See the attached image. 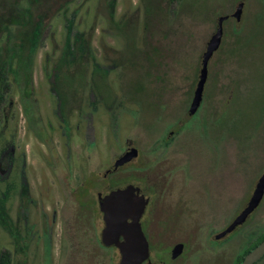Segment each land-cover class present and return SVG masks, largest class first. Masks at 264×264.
I'll return each mask as SVG.
<instances>
[{"label":"rangeland","instance_id":"1","mask_svg":"<svg viewBox=\"0 0 264 264\" xmlns=\"http://www.w3.org/2000/svg\"><path fill=\"white\" fill-rule=\"evenodd\" d=\"M69 1L64 9L46 5L38 19L42 28L32 50L30 95L22 96L25 81L18 78L14 82L11 73L3 102L4 117L0 119V156H7L11 146L16 153H23L31 193L45 194L51 185L45 186L42 180L46 178L49 183L51 175L39 149L44 154L47 150L26 130L24 100L39 99L42 117L55 121L52 100L90 96L95 107L91 118H86L87 140H92L93 130L94 141L93 152L85 154L92 157L89 168L99 173L95 174L97 178L115 161L125 141L144 152L142 162L164 158L165 164L159 170L171 177L175 186L183 184L177 193L190 206L191 221L186 227L199 220L207 225L203 231L191 228L190 255L185 264H230L233 256L231 264H235L242 249L264 231V196L247 220L219 244L213 239L222 237L211 230L232 221L243 209L264 171V0H161L151 5L145 0H111L113 5L100 0ZM239 4L240 20L230 17L224 21L221 50L209 61L201 108L188 118L186 108L217 18L231 16ZM156 44L161 45V57L154 52L155 64L151 65L146 55L152 56ZM134 53L138 56L132 61ZM10 54L13 56L16 51L11 50ZM65 54L68 64L61 66V56ZM10 67L15 68L11 63ZM99 98L103 100L97 102ZM219 110L222 130L216 118ZM182 115L186 121L178 129L181 132L176 141L168 149L153 150L155 139L163 137L175 118ZM76 122L74 112L69 123L74 126ZM178 124L175 122L170 129H176ZM51 134L60 158L66 160L69 151L68 157H74L73 161L79 164L73 167L71 176L67 170H59L61 188L51 186L50 193L67 195L70 187L81 186L84 167L79 155L83 153V142L78 133H73L75 137L65 141L66 146L57 132ZM134 162L133 165L138 164ZM167 166L173 171L171 175ZM151 170H158L153 163L148 170L124 176L126 181L148 183L146 180L155 177ZM117 176L123 177L121 173ZM91 182L90 179L86 184ZM6 183L0 180V251L8 245L6 223L11 192ZM108 187L109 184L97 182L90 195L95 197L97 190L104 192ZM95 219L94 213L80 217L77 227L92 228L90 236L97 239L96 230L100 231L102 223ZM91 249L94 264L99 258L96 264H108L111 255L118 262L117 254L104 251V247Z\"/></svg>","mask_w":264,"mask_h":264},{"label":"flooded vegetation","instance_id":"2","mask_svg":"<svg viewBox=\"0 0 264 264\" xmlns=\"http://www.w3.org/2000/svg\"><path fill=\"white\" fill-rule=\"evenodd\" d=\"M230 17L232 16L228 18ZM224 33L223 26L221 43L213 55L221 50ZM101 99L103 100V98H99L97 102H100ZM24 101L27 102V105L23 107L26 130L29 135L33 136L40 144L44 145L47 150V153L44 154L43 151L39 149L45 161V165L47 166L46 169L50 171L51 181L49 180V183H47V179L44 178L42 184L45 186L46 184H49V186L58 185V187L61 188L59 170H67L68 174L71 176L73 167L79 165L73 161V159H75L74 157H68L69 151H67L66 160L64 159L63 161L60 158L53 146L52 132H57L61 138L64 139V144L66 146L67 144L65 141L69 138L72 140L75 137L72 134L78 133L77 136L81 137L83 142L81 146L83 153H80L79 156L82 161L81 164L84 167V172L82 174L83 177H81V186L76 188L78 190L74 187H70V194L64 195L60 193L54 195V193H50L52 190L50 186L45 194L40 192L38 195H35L31 193V189L28 185L27 162L24 154L16 153L15 148L11 146L9 152H7V156H0V174L3 173V177L5 178H0V180L7 182L6 189L8 188L9 192H11L10 214H8L6 223L8 245L7 248L0 251V255L6 254L9 264H94V261L90 258V253L92 250L91 248L94 249L97 245L106 248V250L102 249L106 252L111 251L116 253L119 262L121 255L118 246L115 244L105 245L102 242V230L105 223L103 212L100 209V198L112 190L124 188L128 185L138 188L137 195H142L146 199L139 221L141 230L148 242L149 255L141 264H185L187 260H189L190 247L188 243L190 231L192 230L191 228L193 227L195 231H203L207 230V225L202 224L201 220H199L194 222L192 227L191 225L186 227L191 221L190 206L188 201L177 193L180 190L179 186L183 184L178 183L175 186L173 179L164 175L162 170H159L158 167L161 166L162 163L165 164L163 161L164 158L153 157L152 160L150 159L147 162H142L144 152L141 151L140 148L130 145L125 141L115 161L109 168L101 173L102 176L100 178H97V174L99 173H96L95 169L89 168L92 163V157L89 156V154H85V151L90 152L93 150L91 146L94 141V132L92 130V140H87L89 128L88 122L86 123V118L87 116L91 118L95 107L93 103L95 100L90 96L87 98H75V96H72L52 100L55 102V109L53 111L51 110L52 114L55 115V121L51 120L49 116L45 118L42 117L39 108V99H34L32 101L33 103L26 100ZM99 104L106 108V105L102 103ZM189 104L186 108V114L188 118H192L200 110L202 101L197 111L191 116L188 114ZM106 110L109 111L108 108H106ZM3 111L2 105L0 119L4 117ZM74 112L77 114V122L72 126V124L69 123V118ZM216 118L222 130V110L218 111ZM175 119L176 121L169 126L167 133L158 140L155 139L153 150L157 147L158 149H168L171 144L176 141V137L178 138L181 132L178 129L184 127L186 120L183 118V115ZM175 122H179L177 128L170 129ZM233 135L234 133L230 135L231 139ZM129 148H135L137 150L136 156L123 164H117V161ZM3 151H5V149H3ZM3 151L1 153H4ZM237 156L238 152L236 151V159ZM134 161L138 162V164L133 165L135 163ZM151 163H153L158 170L156 172L151 170L155 177L151 178L149 181L146 180L148 183L142 181L139 183L132 179L126 181L127 177L124 176V173L127 174L132 171L141 172L143 169L148 170ZM139 165H141V167L137 169L136 166L139 167ZM20 166H22V169H20ZM166 170L169 175L173 172L170 171L171 169L168 166ZM119 173H121L123 177L117 176ZM263 173L264 171L262 174ZM90 179L92 182L86 184ZM97 182L109 184L110 187L104 192L97 190L94 197L90 195V190L97 187ZM91 213H94L96 219H98V221L101 220L102 223L100 231L98 229L96 230L97 239L91 237L93 233L92 228L83 229V227H77L78 218L90 215ZM128 220L130 221V219ZM215 222L217 221L215 220ZM230 222L231 221H228V223L220 227L216 225L215 227H218V229L215 231L211 230V233L218 235L230 224ZM208 225L209 228L212 227V223ZM237 228L238 226L235 227L233 231L221 236L222 238L213 239V241L219 244L226 236L236 231ZM119 240L123 241V237H120ZM179 244L181 245L180 252L173 255V249ZM113 256L114 255H111L109 257L108 264L109 262H111V264L115 263ZM233 258L234 256L231 258L230 264ZM99 260L100 258L98 261ZM98 261H96L95 264ZM178 261L181 263H176ZM118 262L115 264H118Z\"/></svg>","mask_w":264,"mask_h":264},{"label":"water","instance_id":"3","mask_svg":"<svg viewBox=\"0 0 264 264\" xmlns=\"http://www.w3.org/2000/svg\"><path fill=\"white\" fill-rule=\"evenodd\" d=\"M242 4H239L231 16L240 20ZM228 15L217 18L214 33L207 41L206 48L202 54L198 79L195 84L192 99L189 104L188 114L193 115L201 104L204 86L208 76V64L213 53L218 49L222 35L223 23L228 19ZM137 150L129 148L126 153L117 161L123 164L136 156ZM138 188L128 185L124 188L112 190L100 198V209L103 212L105 226L102 230V242L105 245L115 244L119 248L120 260L118 264H141L148 258V242L141 230L140 216L144 209L146 199L142 195H137ZM264 195V173L255 183L254 190L244 205L243 209L234 217L230 224L218 234L217 237L224 236L246 221L247 217L259 205ZM130 219V221L128 220ZM123 237V241L119 238ZM181 245L175 246L173 255L180 252ZM264 256V239L250 249L242 258L240 264H255Z\"/></svg>","mask_w":264,"mask_h":264},{"label":"trees","instance_id":"4","mask_svg":"<svg viewBox=\"0 0 264 264\" xmlns=\"http://www.w3.org/2000/svg\"><path fill=\"white\" fill-rule=\"evenodd\" d=\"M101 2L113 5L111 0H100ZM148 5L159 3L161 0H145ZM179 1L183 0H171ZM69 0H0V34L3 37L0 38V58L3 60L0 63V110L3 105L5 94L10 87L11 73L14 75L13 79L16 82L19 79H24L25 89L22 92L25 96L30 95L32 91L31 87V68H32V53L34 42L37 39L39 29L41 30V21L38 20L43 16L45 12L43 8L46 5H58V8L64 9L69 3ZM10 34V38L8 35ZM12 39V40H11ZM11 41V42H10ZM89 43V41L87 40ZM13 43V44H12ZM161 45L156 44L153 47L152 56L146 59L150 61L151 65L155 64L153 60L154 52L161 57ZM80 44L78 45V51L80 52ZM137 50L135 46H131ZM130 47V49H131ZM11 50H15L16 54L11 56ZM5 52H7L5 54ZM88 52L90 48L88 46ZM4 53V54H3ZM69 56H72L68 50ZM81 53V52H80ZM81 56V55H80ZM137 53L132 54L131 60L133 61L137 57ZM137 60V58L135 59ZM62 65L68 64V56H61ZM10 63L15 67H10ZM148 67L150 65L148 64ZM68 73V72H67ZM71 75L68 73L67 77ZM264 239V231L258 234L248 246L242 249V253L237 257L235 264H240L243 256ZM0 264H9L6 254L0 255ZM255 264H264V256L258 260Z\"/></svg>","mask_w":264,"mask_h":264}]
</instances>
